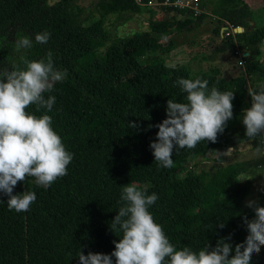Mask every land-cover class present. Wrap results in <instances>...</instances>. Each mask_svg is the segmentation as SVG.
I'll return each mask as SVG.
<instances>
[{
    "label": "trees",
    "instance_id": "16d2710c",
    "mask_svg": "<svg viewBox=\"0 0 264 264\" xmlns=\"http://www.w3.org/2000/svg\"><path fill=\"white\" fill-rule=\"evenodd\" d=\"M21 1L0 0V69L25 67L22 56L36 61L51 54L54 68L66 70V76L43 94L56 98L51 111L37 110L33 104L25 110L35 116L48 114L73 158L67 174L47 188L27 175L17 182L13 194H36L27 211L9 210L7 196L0 195V264H79V253L110 254L120 237L109 226L120 206L121 187L132 183L157 194L149 211L174 247L198 251L207 245L211 250L218 240L231 237L232 258L248 236L243 221L256 219L254 209L244 206L249 187L239 181L249 168L232 163L213 172L189 170L203 161L218 162V153L228 148L233 152L235 144L248 143L253 150L259 146L258 140L244 135L241 117L250 106L248 89L264 85V26L220 36L218 53H247L240 57L241 74L225 79L217 67L192 72L165 64L169 43L161 46L156 38L197 28L205 14L195 15L191 8L168 7L164 0H142L144 7L135 0H98L85 11L75 0H27L19 7ZM206 1L214 3V14H222L244 0ZM141 14L147 17V31L119 38L106 28ZM41 31L49 33L44 44L34 41ZM23 36L32 39L31 48L17 49L15 42ZM129 39L152 45L132 52L127 49ZM196 77L206 79L209 89L233 92L232 118L215 142L176 149L171 167H159L149 148L155 125L165 118L168 99L184 102L175 82ZM262 166L264 156L252 169ZM182 171L187 172L183 177H174ZM163 175H168L167 182L144 186ZM254 205L264 209V187ZM251 264H264V246Z\"/></svg>",
    "mask_w": 264,
    "mask_h": 264
},
{
    "label": "clouds",
    "instance_id": "9594fccd",
    "mask_svg": "<svg viewBox=\"0 0 264 264\" xmlns=\"http://www.w3.org/2000/svg\"><path fill=\"white\" fill-rule=\"evenodd\" d=\"M48 39L47 31L34 34V41L40 44ZM15 43L17 49L32 47L28 36ZM21 61L23 68L0 69V195L7 196L6 207L16 212L27 211L36 199L33 191L13 194L18 181L27 175L34 178L36 185L47 188L67 174V165L73 158L53 129L51 117L35 116L25 110L33 104L37 110L51 111L56 98H45L43 94L51 91L52 82L66 76V70L54 68L51 54L46 60L29 61L22 56ZM175 83L184 94V102L166 101L165 118L155 125V140L149 143L154 161L162 168L171 167L176 149H190L204 140L215 142L233 115V92L209 89L208 81L199 77L179 78ZM247 92L250 106L243 110L241 123L244 135L259 141L255 149L259 158L264 156V85ZM128 127L136 125L129 123ZM231 151L228 148L218 154ZM157 199L155 192L147 194L134 183L122 186L120 206L109 226L112 232L120 233L118 242H113L114 250L110 254L79 253V264H251L252 257L264 246V209L250 203L248 208L254 209L256 219L251 223L247 218L243 221L248 236L235 247L232 258L231 237L218 240L211 250L207 245L198 251L188 246L177 249L149 211ZM218 226L223 227V223Z\"/></svg>",
    "mask_w": 264,
    "mask_h": 264
},
{
    "label": "rangeland",
    "instance_id": "374dc122",
    "mask_svg": "<svg viewBox=\"0 0 264 264\" xmlns=\"http://www.w3.org/2000/svg\"><path fill=\"white\" fill-rule=\"evenodd\" d=\"M56 1L58 0H49L48 3L52 4ZM97 1L98 0H75V4L77 8L86 11ZM200 1L204 3L203 7L200 6ZM26 2L27 0H22L18 6L21 7ZM154 2H156V0ZM213 4V2H208L206 0H198L200 13L205 14V18L197 28L191 31L174 30L172 32L173 34L168 38H156L161 46H165L169 43L170 51L165 56L166 65L181 67L192 72L217 67L225 79L241 74V67L239 64L241 59L240 53L238 55L233 54L236 49L227 50L224 53H218L215 50L220 43V39H222L220 38V29L228 24H235L236 32L264 26V0H244L233 9L220 12L222 14H214ZM71 15L73 17L75 16L74 13ZM145 18L147 19L146 15L141 14L132 19H126L125 22L119 19L114 26L108 24L106 28L112 34L114 31L119 38L127 37L135 32L148 30ZM158 18L162 19V14H158ZM110 19L111 22H113L114 18L111 17ZM179 19L183 20L185 17L180 16ZM86 24L87 22L83 23V25ZM151 45L152 42L148 40L129 39L127 49L135 52ZM260 158L261 157L257 158L255 156V150L250 148L248 143L235 144L234 151L219 155L218 162L211 160L203 161L200 163L198 169L192 167L189 171L199 172L204 169L213 172L219 167L232 163H239L249 168L245 174L239 177V181L249 187V193L244 202V206L248 207L250 203L255 204L258 201L260 192L264 187V178H260V176L264 174V167H258L255 170L252 169L254 162L259 161ZM186 173V171H182L175 174L174 177H183ZM168 180V175L158 176L151 178L144 186L162 184Z\"/></svg>",
    "mask_w": 264,
    "mask_h": 264
},
{
    "label": "built area",
    "instance_id": "2783aa9c",
    "mask_svg": "<svg viewBox=\"0 0 264 264\" xmlns=\"http://www.w3.org/2000/svg\"><path fill=\"white\" fill-rule=\"evenodd\" d=\"M138 5H142V0H135ZM154 3V2H153ZM163 5L168 6V7H173V8H191L194 12L195 15H198L200 13V9L198 7V0H164ZM235 27L232 25L228 24L226 27L221 28L220 30V36L221 37H228L229 35L233 34L235 31ZM240 52L238 50H234L233 54L238 55ZM244 55L240 53V56ZM240 64V61H239Z\"/></svg>",
    "mask_w": 264,
    "mask_h": 264
},
{
    "label": "water",
    "instance_id": "95a60500",
    "mask_svg": "<svg viewBox=\"0 0 264 264\" xmlns=\"http://www.w3.org/2000/svg\"><path fill=\"white\" fill-rule=\"evenodd\" d=\"M243 54L246 55L247 53H243ZM225 152H226V151H225ZM225 152H224V153H225Z\"/></svg>",
    "mask_w": 264,
    "mask_h": 264
}]
</instances>
